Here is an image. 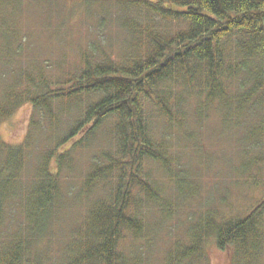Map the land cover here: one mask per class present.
Segmentation results:
<instances>
[{
	"label": "trees",
	"instance_id": "1",
	"mask_svg": "<svg viewBox=\"0 0 264 264\" xmlns=\"http://www.w3.org/2000/svg\"><path fill=\"white\" fill-rule=\"evenodd\" d=\"M94 2L100 37L73 59L24 68L19 48L0 62V123L33 109L21 144L0 140V264H150L146 210L170 215L153 165L184 192L182 171L170 170L173 147L193 143L213 115L245 131L252 152L242 175L264 166V0ZM83 202L81 221L54 249L59 212ZM210 239L231 251V264H264V198L244 217L204 213L162 264H207Z\"/></svg>",
	"mask_w": 264,
	"mask_h": 264
},
{
	"label": "rangeland",
	"instance_id": "2",
	"mask_svg": "<svg viewBox=\"0 0 264 264\" xmlns=\"http://www.w3.org/2000/svg\"><path fill=\"white\" fill-rule=\"evenodd\" d=\"M87 2L94 7V16L84 7ZM98 20L99 10L94 0H12L2 3L0 62L9 50L19 48L22 49L19 66L24 68L35 63L54 65L64 59L71 60L89 41L100 37L96 28ZM105 31L111 35L109 39L114 37L113 40L120 44L122 37L117 29L109 26ZM16 63L18 65V60ZM32 115L31 104L19 107L0 123V140L13 146L21 144L28 133ZM222 124L220 117L213 115L204 123L193 143L173 147L176 163L170 170L172 175L182 171L188 184L183 183L184 192H180L176 178L172 179L153 165V176L166 193L170 215L167 217L164 211L154 208L146 210L154 240L142 242L145 245L142 250L150 264H162L171 246L184 238L204 213L216 210L222 218L244 217L263 200L264 166L251 167L243 176L240 170L245 163L244 154L252 152L249 145L242 142L245 131L224 129ZM87 165L86 160L78 162L73 184L79 183ZM32 169L30 166L26 170L23 185L34 179ZM63 182L67 187L69 179ZM69 206L65 212H59L54 249L69 239L71 230L79 224L87 208L85 202L70 203ZM206 254L207 264H231V251L220 250L212 239L206 243Z\"/></svg>",
	"mask_w": 264,
	"mask_h": 264
}]
</instances>
